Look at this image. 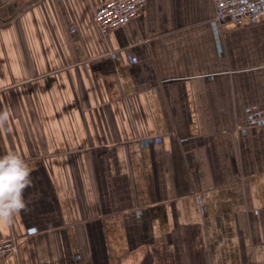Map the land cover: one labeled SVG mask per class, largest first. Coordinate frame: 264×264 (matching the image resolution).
<instances>
[{
  "label": "crops",
  "instance_id": "1",
  "mask_svg": "<svg viewBox=\"0 0 264 264\" xmlns=\"http://www.w3.org/2000/svg\"><path fill=\"white\" fill-rule=\"evenodd\" d=\"M104 1L0 0V156L34 169L0 264H264V18L146 0L101 34Z\"/></svg>",
  "mask_w": 264,
  "mask_h": 264
},
{
  "label": "built area",
  "instance_id": "2",
  "mask_svg": "<svg viewBox=\"0 0 264 264\" xmlns=\"http://www.w3.org/2000/svg\"><path fill=\"white\" fill-rule=\"evenodd\" d=\"M146 0H106L94 11V22L101 34L121 27L134 19L145 6ZM212 21L221 25L226 21L237 25L244 22L255 23L264 18V0H213ZM244 122L238 126L241 134L251 127L264 126V105L245 107ZM155 140H159L156 138ZM152 139H143L141 145H147ZM17 251V243L8 238L0 241V260Z\"/></svg>",
  "mask_w": 264,
  "mask_h": 264
},
{
  "label": "clouds",
  "instance_id": "3",
  "mask_svg": "<svg viewBox=\"0 0 264 264\" xmlns=\"http://www.w3.org/2000/svg\"><path fill=\"white\" fill-rule=\"evenodd\" d=\"M10 114L0 111V130L11 132ZM34 169L16 152L0 156V225H10L22 212L31 211L24 198L25 191L32 187Z\"/></svg>",
  "mask_w": 264,
  "mask_h": 264
}]
</instances>
